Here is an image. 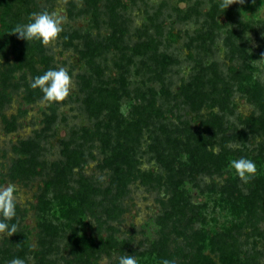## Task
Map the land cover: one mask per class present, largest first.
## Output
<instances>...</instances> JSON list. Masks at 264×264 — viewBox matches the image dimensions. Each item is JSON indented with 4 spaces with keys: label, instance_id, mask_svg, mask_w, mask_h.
Wrapping results in <instances>:
<instances>
[{
    "label": "rangeland",
    "instance_id": "1",
    "mask_svg": "<svg viewBox=\"0 0 264 264\" xmlns=\"http://www.w3.org/2000/svg\"><path fill=\"white\" fill-rule=\"evenodd\" d=\"M219 3L98 0V10L87 0L0 3L3 70L13 67L14 51L27 41L9 34L16 24L45 10L66 17L57 41L47 47L30 41L38 75L28 64L13 74L8 95L1 97L0 85V186L17 187V215L7 223L16 219L18 228L29 230L32 245L23 254L17 233L0 235V264L13 258L78 264L69 262L75 233L98 251L99 264H119L124 255L139 264H224L233 254L238 259L231 264H264V128L245 123L264 110V0L225 10ZM111 15L122 21L123 36L115 35ZM60 67L72 75L73 87L63 103H54L56 120L41 138L48 172L11 180L15 146L36 138L49 106L40 103L42 97L25 104L26 83ZM3 115H17L15 130L8 131ZM202 143L208 157L198 163L193 156ZM66 146L85 155V162L60 189L44 190ZM111 150L133 161L120 213L109 219L84 211L77 222L66 220L64 194L83 188L81 176L90 184L85 194L109 205L104 197L112 178L101 163ZM241 157L257 165L252 188L228 167ZM235 186L241 201L230 192ZM42 223L57 227L56 234L49 230L48 244L40 238Z\"/></svg>",
    "mask_w": 264,
    "mask_h": 264
},
{
    "label": "trees",
    "instance_id": "2",
    "mask_svg": "<svg viewBox=\"0 0 264 264\" xmlns=\"http://www.w3.org/2000/svg\"><path fill=\"white\" fill-rule=\"evenodd\" d=\"M3 0H0V3ZM88 2L94 4L95 10H98V0H87ZM117 3L121 4V0H116ZM125 5V4H124ZM110 19L112 20L110 22V25L113 27V31L115 35L118 33L120 36H123V33H125V28L123 26L122 21L119 23L117 18L111 15ZM17 38V36H16ZM21 40V39H20ZM20 40H18L20 42ZM18 42V43H19ZM34 42V41H33ZM34 43H28V41L20 42L19 47L14 51L15 55V62L13 63V67L8 68L7 70H3L2 66L0 65V85L2 86V93L1 97H4L8 94L7 90L9 88L10 81L12 80L13 74L17 70L23 69L25 65H30V69L33 72L34 76L38 75L35 66V61L33 62V53L32 49ZM167 58V57H166ZM169 60V58H167ZM87 81V80H85ZM32 81H29L28 84L26 83V95L24 97V103L27 105L33 104L37 99L43 96V93L39 89H32L30 87ZM90 82V81H89ZM247 90V89H244ZM264 99V97H263ZM264 104V103H262ZM112 106V105H111ZM50 111V113L48 112ZM48 111L44 113L45 115V127L38 133L36 138H30L27 140H23L20 142L18 146H15V150L17 153V157L13 161L12 166L9 168L8 171V177L11 178V180H29L34 175H43L47 174V162L41 158V152H42V145H41V138L45 137L46 134L51 130L53 121L56 120L57 116V109L54 103L49 104ZM26 114V111H22ZM3 119L5 120V123L8 127V131H13L16 128V119L17 115H14L12 119L8 120L5 115H3ZM248 122H245L246 124H249L250 126L254 127H261L264 128V110H262V113L259 116L253 115L247 119ZM255 129V128H254ZM86 134L89 137L94 136V131L90 128L86 129ZM97 132L100 131V128L96 129ZM201 135V134H200ZM202 140L205 139V136H201ZM106 139V138H104ZM104 141V140H103ZM202 147L200 146L196 150V154L193 156L198 163L200 160H205L208 156H206V151L204 150V143H202ZM107 148H113L112 145H109L108 142ZM109 150V149H108ZM63 155L65 156L63 159L59 161H55L53 163V170L51 173L53 174L49 180L44 181V190L50 189V187H57L60 189L62 187V183L64 181V178H66V175L69 173H72L73 169L75 167H80L82 162H85L84 156L80 153V151L77 150H70L68 146L64 147L62 151ZM214 160V159H212ZM216 161V160H215ZM214 161V162H215ZM218 162V161H216ZM102 166L109 170V174H111L112 182L109 187H107L105 192L104 199H107L109 205H105L103 203V200L96 201L91 197V193L88 192L87 189H89L90 184L87 183V179L85 177L81 176V188L79 191L77 190L74 195H71L70 193L66 192L64 194L65 198L63 199V211L65 212V219L74 223L78 221V217L82 215V213L85 211H89L91 214H103L106 216V218L114 219L116 215L121 209L120 203L118 202L119 198L123 195L125 192V189L127 188L129 182L131 181L132 173L134 170H132L133 161L132 159L126 158L124 155H121L120 153L114 152V150H111V154L104 157L102 160ZM208 164V163H207ZM206 164V166H207ZM203 166V164L201 165ZM210 165L206 167V169ZM201 168V167H200ZM65 183V182H64ZM257 182L254 180L252 182L248 183V187L252 188L253 185H255ZM116 190V192L114 191ZM96 189H93V192H95ZM232 196L237 199L238 201H241L242 197V191L237 186L232 188L230 191ZM122 194V195H121ZM98 208H102L101 210ZM98 209V210H97ZM17 223V220L15 219L12 221L11 224ZM49 224H41L42 232L40 234V238L42 243H47V240L51 238L52 236L48 234L49 230H51L49 233L52 232V230L55 228V226H48ZM57 228V227H56ZM56 228L54 230V234H56ZM19 241V247L21 249V253L25 254L26 251H29L32 249L31 245V237L29 230H21L18 228L17 235L15 237ZM71 240L73 241V245L77 246L73 250L74 257L69 260V262H77L78 264H99V258L95 256V254L98 253L96 249H87L88 241L85 237L77 235L75 233V236L71 237ZM87 249V250H86ZM38 253V252H37ZM20 254V253H18ZM98 255V254H97ZM238 256L233 254L230 257H225L223 259L224 264H231L234 262H237Z\"/></svg>",
    "mask_w": 264,
    "mask_h": 264
},
{
    "label": "clouds",
    "instance_id": "3",
    "mask_svg": "<svg viewBox=\"0 0 264 264\" xmlns=\"http://www.w3.org/2000/svg\"><path fill=\"white\" fill-rule=\"evenodd\" d=\"M235 3L243 4L245 0H220L219 7L225 10ZM65 23L66 17L59 12H49L47 10L39 13L32 12L28 23L16 24L9 34H17L18 39L27 40L28 42L39 41L47 47L60 38ZM261 58H264V56ZM30 87L34 90L39 89L43 93L41 104L63 103L72 91L73 77L64 67H60L58 70L50 69L43 75L35 77ZM228 167L233 169L244 183H248L255 178L258 171L256 163L244 157L231 159ZM99 179L102 181L103 177H99ZM16 193L17 187L15 184L9 183L6 186H0V235L6 234L10 237L18 231V223L11 225L7 223L17 215ZM9 264H25V261L20 258H13ZM119 264H139V262L136 257L124 255L119 258ZM161 264H175V262L164 259Z\"/></svg>",
    "mask_w": 264,
    "mask_h": 264
}]
</instances>
